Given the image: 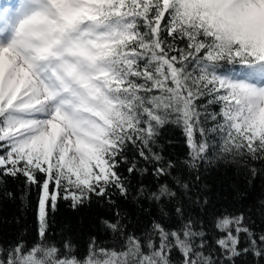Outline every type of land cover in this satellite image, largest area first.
<instances>
[{
  "label": "snow or ice",
  "instance_id": "6c2138e0",
  "mask_svg": "<svg viewBox=\"0 0 264 264\" xmlns=\"http://www.w3.org/2000/svg\"><path fill=\"white\" fill-rule=\"evenodd\" d=\"M220 169L243 187L215 209ZM257 180L264 0H0V202L36 193V239L0 240V264H264ZM94 204L111 243L53 242L61 206Z\"/></svg>",
  "mask_w": 264,
  "mask_h": 264
},
{
  "label": "trees",
  "instance_id": "16d2710c",
  "mask_svg": "<svg viewBox=\"0 0 264 264\" xmlns=\"http://www.w3.org/2000/svg\"><path fill=\"white\" fill-rule=\"evenodd\" d=\"M172 140V145H167V140ZM162 143L166 144L167 151L173 156H183L185 147L183 137L178 128L166 126L162 130ZM205 182L209 185L213 193V207L219 209L221 205H233V186L236 183L243 184L237 180L232 170L224 169L210 171L205 176ZM10 189L15 190V199L0 202V240L5 242L17 238H23L27 242L36 239L35 221V200L36 193H31V204L24 199L22 186L19 184L9 185ZM264 189V185L259 180L255 182V188L249 189V195L244 204H251ZM128 211L133 216L136 209L133 205H126ZM109 216L106 209L93 205L90 209H83L79 213H74L66 206H61L56 214L54 224L53 242L60 243L62 238L67 235L75 244L77 251L83 255L87 250L89 238L97 237L104 243H111L110 235L106 233L99 221ZM208 228L211 232V212L207 216Z\"/></svg>",
  "mask_w": 264,
  "mask_h": 264
}]
</instances>
